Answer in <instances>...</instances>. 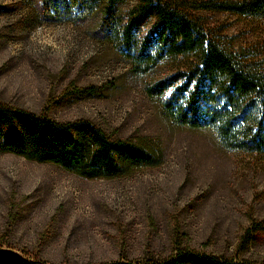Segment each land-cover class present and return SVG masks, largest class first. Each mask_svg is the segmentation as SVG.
<instances>
[{
	"label": "rangeland",
	"instance_id": "1",
	"mask_svg": "<svg viewBox=\"0 0 264 264\" xmlns=\"http://www.w3.org/2000/svg\"><path fill=\"white\" fill-rule=\"evenodd\" d=\"M173 1L226 50L264 57V19L193 8L208 0ZM49 2L0 0V104L57 122L87 120L159 153L162 162L124 178L86 180L0 153V252L47 264H102L188 249L264 264V155L227 149L209 130L177 125L146 92L188 62L139 75L100 15L79 17L75 0L49 15Z\"/></svg>",
	"mask_w": 264,
	"mask_h": 264
},
{
	"label": "trees",
	"instance_id": "2",
	"mask_svg": "<svg viewBox=\"0 0 264 264\" xmlns=\"http://www.w3.org/2000/svg\"><path fill=\"white\" fill-rule=\"evenodd\" d=\"M50 1L49 15L65 8L66 0ZM75 1L79 17L101 16L107 37L137 74H150L166 62H188L184 70L146 87L149 97L160 100L165 116L177 125L213 132L227 149L264 155V57L245 59L226 50L173 0ZM129 2L133 5L127 16H120ZM193 8L264 19V0H208ZM89 93L96 94L93 89ZM0 153L55 165L86 180L124 178L162 162L159 153L115 139L87 120L57 122L2 104ZM0 264L47 263L4 251ZM102 264L250 263L180 249L162 260Z\"/></svg>",
	"mask_w": 264,
	"mask_h": 264
}]
</instances>
